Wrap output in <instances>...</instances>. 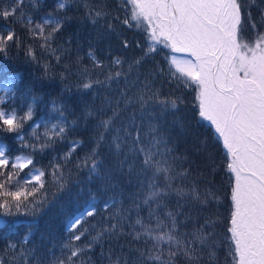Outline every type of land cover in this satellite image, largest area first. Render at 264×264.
I'll use <instances>...</instances> for the list:
<instances>
[{"label":"snow or ice","instance_id":"6c2138e0","mask_svg":"<svg viewBox=\"0 0 264 264\" xmlns=\"http://www.w3.org/2000/svg\"><path fill=\"white\" fill-rule=\"evenodd\" d=\"M77 19L122 53L85 50ZM0 59L39 71L23 93L0 82V264H96L97 247L102 264H264V0H0ZM66 199L83 205L50 247L10 219Z\"/></svg>","mask_w":264,"mask_h":264},{"label":"trees","instance_id":"16d2710c","mask_svg":"<svg viewBox=\"0 0 264 264\" xmlns=\"http://www.w3.org/2000/svg\"><path fill=\"white\" fill-rule=\"evenodd\" d=\"M53 0H47L48 4H51ZM42 14V13H41ZM70 16L78 17L80 15L79 12H76L73 10L69 13ZM90 28L80 23V21L74 20L72 27L70 28V32H76L80 35L86 37L84 41H82L83 47L85 50H87L88 41L91 40V42L94 44V46L98 49V54L101 56L107 55V49L109 45H111V48L114 53L121 54L122 49L119 46V40L116 36H112L109 39H104L100 41L95 40V34L92 33L91 36H89ZM123 38H126L130 42H133V44L136 41L143 42V36L141 33H139L137 30H125L123 32ZM139 49L132 47L128 49L123 54L131 56L133 54H138ZM163 53L157 57V59H162ZM15 74H19L20 81L17 85L18 91L20 93H23L34 81L35 77L39 76V71L35 69L34 67H31L23 62L22 59H13V60H4L0 59V82H3L6 76H12ZM49 91H52L53 96L59 95V84H57L52 88L49 89L47 87L40 88L37 86L36 92L45 98V102L47 103V100L51 97L48 96ZM0 94H2V91H0ZM184 98L185 103L187 104V107L184 109L180 115L190 114L192 111V105H193V96L194 93L190 89L184 90ZM48 109L45 107V105H40L37 110V118L45 116ZM71 118V117H70ZM171 119V118H170ZM193 128V132H198L201 134V138H204V135L207 132L206 128V122H201L203 127H197L196 122L193 120L191 121ZM84 138V137H82ZM212 143L211 141L209 142ZM185 148L189 149V154L194 153V147L191 143V138H189L188 143H181V150L183 151ZM211 151L216 153L217 159L219 160L222 156V148L220 146H216L215 148H211ZM192 158L197 160L198 163L203 164L204 158L203 156H195L192 155ZM38 159H40L38 157ZM48 157H44L41 160L42 164H47ZM209 179H212V177H209ZM215 182L218 188H220V205L214 206L213 211L219 213V217L221 220L220 227L217 229V231L223 235L224 230V223L223 221L227 218L229 213V207L227 203V182L224 177V174L221 172L215 176ZM223 185V187H221ZM123 188V191L125 194L127 192L131 191L132 189H129L127 187L121 186ZM76 189L74 188L73 191ZM121 191L120 188L117 189V192ZM109 195H112V193H109ZM83 205V199L76 201H68L67 199L65 201H61L59 203L54 204L51 208L47 209L38 217H31L28 215H20L17 217L10 218L11 220H15L19 222V227L17 231L20 235H23L28 231V224L34 225V232H33V239L35 240V243L37 245H43L50 247L51 245L48 243L49 241V234L57 238V241L62 238L65 235V225L69 221V218L76 213ZM92 224L100 225L102 223L101 217L97 216L95 219L91 220ZM107 248V245H105V249ZM43 250V247H42ZM221 260H223V252L219 253ZM96 264H102L101 257H100V248L97 247L95 250V257ZM103 264H106V262H103Z\"/></svg>","mask_w":264,"mask_h":264}]
</instances>
